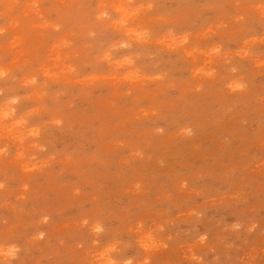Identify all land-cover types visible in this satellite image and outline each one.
<instances>
[{
	"label": "rangeland",
	"instance_id": "374dc122",
	"mask_svg": "<svg viewBox=\"0 0 264 264\" xmlns=\"http://www.w3.org/2000/svg\"><path fill=\"white\" fill-rule=\"evenodd\" d=\"M0 264H264V0H0Z\"/></svg>",
	"mask_w": 264,
	"mask_h": 264
}]
</instances>
